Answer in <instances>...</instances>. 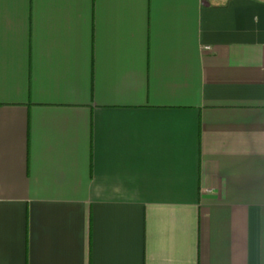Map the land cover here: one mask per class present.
Masks as SVG:
<instances>
[{
  "label": "crops",
  "instance_id": "0c3cea01",
  "mask_svg": "<svg viewBox=\"0 0 264 264\" xmlns=\"http://www.w3.org/2000/svg\"><path fill=\"white\" fill-rule=\"evenodd\" d=\"M0 264H264V0H0Z\"/></svg>",
  "mask_w": 264,
  "mask_h": 264
},
{
  "label": "built area",
  "instance_id": "2783aa9c",
  "mask_svg": "<svg viewBox=\"0 0 264 264\" xmlns=\"http://www.w3.org/2000/svg\"><path fill=\"white\" fill-rule=\"evenodd\" d=\"M202 1H207V2H211V1H216V0H202Z\"/></svg>",
  "mask_w": 264,
  "mask_h": 264
}]
</instances>
